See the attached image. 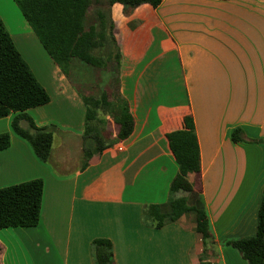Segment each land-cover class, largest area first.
<instances>
[{"label": "crops", "instance_id": "1", "mask_svg": "<svg viewBox=\"0 0 264 264\" xmlns=\"http://www.w3.org/2000/svg\"><path fill=\"white\" fill-rule=\"evenodd\" d=\"M110 16L121 54L119 92L134 127L83 167L82 137L107 131L114 140L119 130L108 117L86 118L83 99L98 96L103 82L75 63L70 73L81 76L79 89L13 0H0L6 32L49 96L25 114L38 128H55L43 163L13 132L16 114L0 119L10 142L0 151V189L43 182L37 226L0 229V264H94L97 239L111 243L113 264H246L222 242L255 233L264 189V0H163L126 14L114 4ZM185 116L200 171L182 182L166 134L181 129Z\"/></svg>", "mask_w": 264, "mask_h": 264}, {"label": "trees", "instance_id": "2", "mask_svg": "<svg viewBox=\"0 0 264 264\" xmlns=\"http://www.w3.org/2000/svg\"><path fill=\"white\" fill-rule=\"evenodd\" d=\"M162 1L13 0L49 57L65 76L75 63H79L94 70L99 81L100 76L105 78L104 90L98 96L83 99L86 118L102 121L108 117L118 125L119 130L114 140H108L107 131L82 137L83 167L87 166L93 154L128 139L134 127L128 103L119 92L121 54L110 8L119 4L126 14L142 5L156 8ZM48 102V94L15 48L0 20V119L16 114L11 122L13 132L29 143L43 163L49 161L55 128L36 127L25 112ZM22 123L26 126L23 127ZM232 138L239 140L240 131L235 130ZM166 140L171 153L181 161L178 181L184 180L188 171H200L199 149L191 116L184 117L181 129L166 134ZM9 143V135L0 134V151L7 149ZM178 181L171 187L172 191L178 188ZM42 192L43 182L40 179L0 189V229L37 226ZM184 201L179 200L180 203ZM152 210L153 206L147 209L148 217ZM204 236L203 245L206 246L208 229H205ZM222 244L234 249L246 264H264V189L255 233L245 238L229 239ZM92 248L94 264H113L109 241L94 240Z\"/></svg>", "mask_w": 264, "mask_h": 264}, {"label": "rangeland", "instance_id": "3", "mask_svg": "<svg viewBox=\"0 0 264 264\" xmlns=\"http://www.w3.org/2000/svg\"><path fill=\"white\" fill-rule=\"evenodd\" d=\"M83 66V65H82ZM88 68V67H87ZM84 69H86V68H84ZM89 70H91L92 71V69H89ZM93 72V71H92ZM97 74H99V73H97ZM68 75H69V77H70V79L75 83V85H77L78 87H79V89H81V85H82V78H81V76H78V74H76V73H74V72H71L70 73V70L68 71ZM90 76V78H89V82H90V84H92V85H97V83H98V81L96 80V78H94V76L92 77V73H91V75H89ZM104 80H105V78H104V76L102 75V76H100V81H102L103 83H104ZM69 153H70V158H68L69 159V161H70V159H72L73 157H72V151H70L69 150ZM64 168H66V169H72V166L71 165H67V166H65Z\"/></svg>", "mask_w": 264, "mask_h": 264}]
</instances>
